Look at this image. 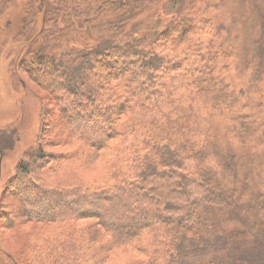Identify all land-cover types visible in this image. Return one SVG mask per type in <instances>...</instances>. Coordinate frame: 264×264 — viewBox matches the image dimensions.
Here are the masks:
<instances>
[{
  "label": "trees",
  "instance_id": "16d2710c",
  "mask_svg": "<svg viewBox=\"0 0 264 264\" xmlns=\"http://www.w3.org/2000/svg\"><path fill=\"white\" fill-rule=\"evenodd\" d=\"M154 1L0 0V51L14 50L13 67L44 93L35 142L4 184L0 217V234L40 231L15 250L1 238L2 264H264V185L242 188L237 153L134 143L129 114L158 107L185 66L190 76L179 83L195 78L218 113L236 112L243 95L214 76L227 54L202 43L222 34L209 20L136 34L134 21ZM197 32L193 49L165 53ZM250 137L264 144V120ZM17 139L15 129L0 131V156Z\"/></svg>",
  "mask_w": 264,
  "mask_h": 264
},
{
  "label": "rangeland",
  "instance_id": "374dc122",
  "mask_svg": "<svg viewBox=\"0 0 264 264\" xmlns=\"http://www.w3.org/2000/svg\"><path fill=\"white\" fill-rule=\"evenodd\" d=\"M153 6V9L134 21V24L140 26L137 35L161 33L184 20L199 19L203 22L206 19L209 20V26L221 27L219 30H222V34H214L213 39L205 37L202 43L211 41V52L227 54L224 59L218 58L216 61L214 76L229 84L231 93L242 91L243 95L240 96L238 104L241 107L235 108L236 112L218 113L211 108L209 96L196 92L195 78L189 79L194 81L192 86L179 83L190 76L189 70L184 71L187 69L185 66L167 80L168 84L162 92L164 96L159 99L158 107L153 103L148 110L139 109L129 114L128 121L131 120L134 129V143L140 148L150 150L148 139L156 142L169 141L174 145L190 142L193 143L190 145L195 151L204 148L211 150L208 146L217 147L222 157L235 152L244 162L239 169L242 188L263 186L264 144H257L250 134L252 128L264 120V57L260 66L263 75L259 79L255 76L260 62L255 57L260 39L264 53V0H155ZM14 11L15 8L10 13ZM171 15H176V19L168 25ZM21 16L20 12L17 16L19 23ZM6 18L4 21L11 20L10 15ZM210 33L209 35H213ZM4 37V32L0 30V47ZM197 39L198 32L189 34L185 39L174 38L175 43L168 44L165 53L180 57L186 50L193 49ZM11 53L0 51V131L15 129L18 139L11 149L0 156V217L3 215L1 204L4 184L14 174L15 166L22 155L35 142L40 125L41 98L44 95L13 67L15 51L12 50ZM195 61L199 62V59ZM192 64L187 66L191 67ZM173 80L178 82L174 87L170 83ZM207 85L206 82L203 83V86ZM178 126L182 127L181 131ZM103 166L96 165L98 169ZM37 227L32 230L18 227L14 232H2L0 240L4 238L3 247L17 249L27 242L28 234L40 231ZM2 261L0 255V264Z\"/></svg>",
  "mask_w": 264,
  "mask_h": 264
},
{
  "label": "water",
  "instance_id": "95a60500",
  "mask_svg": "<svg viewBox=\"0 0 264 264\" xmlns=\"http://www.w3.org/2000/svg\"><path fill=\"white\" fill-rule=\"evenodd\" d=\"M0 176H1V166H0Z\"/></svg>",
  "mask_w": 264,
  "mask_h": 264
}]
</instances>
